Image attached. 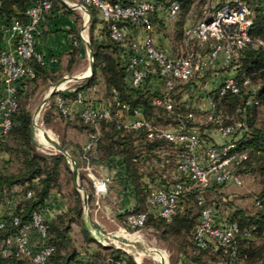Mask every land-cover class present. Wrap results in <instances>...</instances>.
<instances>
[{"label": "trees", "instance_id": "obj_1", "mask_svg": "<svg viewBox=\"0 0 264 264\" xmlns=\"http://www.w3.org/2000/svg\"><path fill=\"white\" fill-rule=\"evenodd\" d=\"M108 1L128 4L131 0ZM177 1L183 16L192 0ZM244 1L252 12L249 32L252 42L240 51L237 60L231 65H236L233 71L235 78L240 83L247 79L248 84L242 86L238 93L228 92L224 95H219L218 86L215 90L209 91L208 97L217 110L222 112L223 124L239 123L244 128L237 147L245 152L247 157L237 167V171L242 176L246 173L256 177L258 189L254 201L257 200L264 207V123L258 118V109L264 105V0ZM51 2L50 12L56 9H62L64 13L69 14L73 12L61 0H51ZM32 3L33 0H1L0 44L4 28L12 21L25 22L26 11ZM89 11L92 16L89 24L91 76L84 78L85 80L72 90H60L52 94L42 114V121L44 125L52 128L60 144L70 152L78 167L80 181L87 179L88 183L85 181L87 185L81 183L80 186L86 191L90 208H95L98 200L90 184V177L86 174V167L89 166L93 170L95 163L109 157H117L122 161L126 177L135 191L133 206L118 216L120 226L125 228V217L128 213L147 209L148 184L168 186L176 181L174 172L179 147L165 139L149 140L141 130L124 129L119 126L113 95L116 93L117 101L128 104L129 115H133L135 109H140L143 117L156 126L175 127L178 124V115L154 103V98L160 90L150 88L149 79L146 80L147 84L142 86H131L127 61L132 52L128 49V40L112 39L108 25L97 17V11L93 8H89ZM157 19L159 20L155 15L153 24L158 21ZM98 24H100L99 28H97ZM178 26L181 28L182 20ZM77 39L80 40L78 37ZM258 40L261 43H257ZM81 46H83L82 42L69 52L66 71H71L79 64L82 57ZM2 49L0 45V51ZM29 66L31 72L16 83L17 106L10 116V126L4 134H0V150L7 155V158L0 159V201L15 199L13 214L19 217L17 225L10 223V216L5 218L6 227L0 231V264H33L23 255L13 252L5 255L4 240L18 232L19 228L29 221L33 211H43L52 192L72 199L73 202H68L67 211L56 214L49 221L46 220V241L54 247V252L45 264H116L120 260H124L126 264H137L123 250L104 246L89 235L83 225L82 197L73 183L70 185L74 175L68 159L62 153H45L37 148V142L33 138V119L28 101L38 84L46 86L50 81L58 80L61 75H51L45 63L41 64L34 58L29 60ZM226 68L232 72L231 66ZM193 79L187 82L177 81L171 91V98L178 108L180 118L185 120L188 126L197 125L200 132H203L214 126L197 124L192 119H188L186 117L188 112L194 114L198 112L192 104L186 106V101L181 98L183 93H191ZM92 89H95L96 95H101L111 102L108 119L96 116L92 120L84 121L79 112H72L67 117L62 115L57 106V99L60 98L67 105L69 101H76L83 91ZM70 128L85 133L89 139L90 135H95L89 149H85L88 142L81 146L67 138L66 132ZM224 188L212 186L206 190L205 199L208 194L220 199L222 197L220 193ZM28 191L31 192V196L26 198ZM221 200L232 199L222 197ZM212 204L220 206L221 202L217 200ZM229 206L227 221L236 222L239 227L234 242L237 257L244 264H264V210L256 209L257 211L252 213L233 204ZM199 211L196 192L190 190L181 195L176 211L169 220L149 212L142 228L152 229L160 240L173 244L177 253L188 262L210 264L214 254L208 247L214 244L209 243L207 247L200 249L194 245L192 238ZM73 225L80 228L85 240L95 243L97 247L82 253L77 251L70 234ZM245 232H249V235L245 236ZM217 250L229 264L230 256L223 254L218 247Z\"/></svg>", "mask_w": 264, "mask_h": 264}, {"label": "built area", "instance_id": "obj_2", "mask_svg": "<svg viewBox=\"0 0 264 264\" xmlns=\"http://www.w3.org/2000/svg\"><path fill=\"white\" fill-rule=\"evenodd\" d=\"M213 1V6L204 12L201 19L183 28V37L188 47L179 54H172L158 43L152 21L155 15L159 19L175 18L180 10L177 0H167L165 8H160L154 0H131L128 4L112 3L108 0H71L65 1V4L87 14L89 8L95 9L101 21L108 25L112 39L128 40V49L132 52L127 61L131 86H142L147 84V79L149 82L154 80L156 87L153 89L160 90L154 98V103L178 115V124L175 127L156 126L143 117L140 109H135L133 115H129L128 104L117 101L116 93L113 95L119 126L141 130L149 140L165 139L179 147L174 172L176 181L168 186L148 184L147 209L128 213L125 217L126 229L123 227L122 231L126 234H129L127 228L138 231L143 227L149 212L169 220L176 211L181 195L195 190L200 211L193 230L194 245L201 249L213 243L215 248H220L223 254L230 256L229 264H244L237 257L234 247L235 238L239 233L238 225L227 220L221 222L215 204H208L205 199L206 190L214 185H244L243 176L237 171V167L247 157L246 153L237 147L244 128L239 123L223 124L222 112L217 110L208 98V109L204 114L203 124L214 126L213 129L224 138L222 143H216L206 132H200L197 125L188 126L186 121L180 118L178 108L171 98V91L177 81L187 82L203 74L219 57L222 58L223 66H231L232 70L222 79L218 87L219 95L238 93L242 86L248 84L247 79L240 83L235 78L233 71L236 65L231 64L237 60L240 51L252 42L249 33L252 25L251 9L244 0ZM51 8V0H33L26 11L27 20L12 21L3 30L8 35L10 44L0 51V134H4L10 126V116L17 106L16 83L31 72L29 60L34 58L39 63H44L43 56L36 50V39L41 33V23ZM257 43L261 41L258 40ZM91 91L95 93V89ZM76 101L84 103L81 94ZM189 104L191 103L186 102V106ZM57 106L64 117L72 113L70 107L60 98L57 99ZM110 106V101L98 95L94 101L84 103L79 114L84 121L92 120L96 116L108 119ZM186 117L195 120V114L191 111ZM93 139L95 135H90L86 150L91 146ZM91 170L89 166L86 167L94 193L96 196H102L107 191L108 180L94 175ZM30 196L31 192L28 191L25 197ZM11 200L14 204L10 211L6 215L0 214V231L6 227V216H10L11 224L19 223V217L13 214L15 199ZM254 205L256 209L264 210L257 200ZM244 234L248 236L249 232ZM46 240L47 226L43 212L33 211L29 221L19 228L18 232L4 240L3 253L7 255L13 252L26 256L33 264H45L54 252V247ZM128 252L126 253L129 255ZM116 264L126 263L120 260Z\"/></svg>", "mask_w": 264, "mask_h": 264}, {"label": "crops", "instance_id": "obj_3", "mask_svg": "<svg viewBox=\"0 0 264 264\" xmlns=\"http://www.w3.org/2000/svg\"><path fill=\"white\" fill-rule=\"evenodd\" d=\"M71 0H61V2L65 4ZM68 7V6H67ZM72 13H64L62 9H56L51 11L45 18V20L41 23L40 30L41 33L36 39V50L43 56L44 63L49 70V73L53 76L61 77L58 80H62L63 76H65L66 67L69 58V52L78 45V43L82 42L83 46H81V53L83 55L84 51L88 54L87 42L89 41V24L92 16H90V11L88 14L86 12H82L76 9H72ZM99 18V15L97 14ZM100 19V18H99ZM195 22V21H194ZM192 22V23H194ZM189 23V24H192ZM187 24V25H189ZM186 25V26H187ZM100 27V24L97 25V28ZM185 27V26H184ZM158 35L156 34V37ZM77 37L81 40H78ZM76 41V43H74ZM158 43L166 48V45L158 41ZM10 44L8 35L3 33V38L1 41V47L7 48ZM210 68V69H209ZM83 70V69H82ZM86 72H90V65L88 66ZM231 71H229L226 67L223 66L222 58L219 57L216 61L208 67L203 74L197 75L192 81L191 92H194L195 99H189L188 94H182V100L189 102L193 107L197 110V114H195V120L197 124H203V117L208 109V93L211 90H215L221 83L222 79L228 75ZM84 77L85 72H80ZM82 77V78H83ZM66 77H64L65 79ZM51 83V81L49 82ZM53 84V83H51ZM201 84L200 90H194L193 85ZM51 87V85H50ZM149 87H156V83L154 80L149 82ZM49 89V88H48ZM81 94V93H80ZM191 95V94H189ZM98 95L95 93H90L83 91L82 99L84 103H89L90 101H94ZM46 98L43 100V102ZM84 103H79L77 101H69L68 106L72 110V112H79ZM45 103H43L44 105ZM1 128V125H0ZM71 133L75 134L76 140L68 138L73 143L79 144L83 146L88 142L89 136L85 133L76 131L75 129H68ZM204 132L216 143H222L224 138L213 128L205 129ZM35 137L36 140L43 145H47V140L54 141V137L49 130L43 129L40 126H36L35 129ZM7 158V155L0 150V159ZM93 170L96 174H105L111 175V179L118 183L110 186V190L107 192L110 193L108 195L105 194L99 201L98 206L101 207L104 214H106V218L110 222L119 223L118 216L122 214L125 210L132 207L135 202V191L130 181L126 177L125 169L122 161L117 157H109L103 161L97 162L93 165ZM114 193V195H112ZM13 201L11 199L1 200L0 201V214L6 215L11 207L13 206ZM117 205V206H115ZM68 209V201L67 198L60 195L57 192H52L50 194L49 199L46 201V207L42 211L45 220L49 221L53 219V217L58 214L67 211ZM98 210V209H97ZM101 211V210H100ZM120 225V224H119ZM91 233V232H90ZM109 234H114L108 232ZM121 232H116L114 235L121 238L123 237L125 242H121L120 244H135L140 250H142L148 256H155V260L161 264H168L166 257L161 253V251L153 250L147 248L149 244L147 240L144 239L138 233L133 234H124ZM93 238V237H92ZM127 250L134 254L132 250L127 248ZM135 250V248H134ZM141 255V254H140ZM136 259H138V254H134ZM135 262L138 264L135 260ZM190 263V262H189ZM192 264V263H190Z\"/></svg>", "mask_w": 264, "mask_h": 264}, {"label": "rangeland", "instance_id": "obj_4", "mask_svg": "<svg viewBox=\"0 0 264 264\" xmlns=\"http://www.w3.org/2000/svg\"><path fill=\"white\" fill-rule=\"evenodd\" d=\"M155 2L157 3V5L160 8H162V7L165 8V6L167 4V0H155ZM213 2H214L213 0H192L190 3L189 9L185 13V15L181 16V11L179 10L178 14L173 19H169V20L164 19V18H161L159 20L157 19L158 21H155V23H154V29L156 31V34L158 35L157 36L158 41L165 44L166 48L172 54H179L181 52H184L188 47V43L185 41V39L182 35L184 26H186L189 23H192L194 21L196 22L197 20L201 19L204 16V12L213 6ZM90 16H91V14H90ZM180 20H182L181 28L179 27L180 25L178 26V24L180 23ZM89 65H90L89 56H88L87 52L84 51V53L80 59L79 64L74 66L71 71L65 72V76H63V78L66 77L64 79L66 81H64V83H62L60 85L61 87H63L64 84L66 85V88L63 90H66V89L72 90L78 83H80V82L70 81V79L73 75H75L76 73L81 72V71L85 72V75H88L90 72H86V70H87ZM59 81L60 80H55L51 83L56 84ZM51 83H47L46 86L45 85L41 86L40 84H38L36 90L33 91V94L31 95V97L28 101V107L31 111V114L32 113L34 114L36 126H40L43 129L49 130L51 132V134L53 135L54 139L59 142V140H58L59 138H58L57 134L52 130V128L44 125L43 121H42V114L45 111V108H46V106L48 104V100H49V99H47L45 101V104L43 105V100L45 99L44 92L48 91V88H50ZM201 87H202L201 84L193 85L192 89L200 90ZM86 92H89V91L86 90ZM91 92L92 91H90V93ZM194 92H191L190 93L191 95H189V94L187 95L189 99H195L194 98L195 95H193ZM81 95H82V93H81ZM258 110H259V113H258L259 121L264 123V105L260 106ZM36 126L33 124V138H34V130L36 129ZM66 135H67V138H71L73 140H76L75 134L71 133L68 130L66 132ZM202 137H205V136L202 135ZM36 145H37V148L39 150H41L42 152L54 153L52 151V148L49 145L44 146L43 144H40L38 141H37ZM91 172L98 177L107 178V180H108L106 183L107 191L110 190V186L115 185V183H118V182L113 181L111 179V175H105V174L99 175V174H96L94 172V170H91ZM86 174H87V171H86ZM243 179H244V185L242 187L225 186V188L221 191L220 195L222 197H227V198L232 199L231 201L221 200L222 197H220V199H216V196L214 197V195H212V194L207 195L206 199H207L208 203L210 202V204H212L213 201L217 202V200H219V202H221L220 206H218L217 204L215 205L216 208H218L217 216L219 217L221 222L228 220V218H226V216L229 213L228 208H230V206H229L230 204H233L235 207L241 208V209L248 211V212L253 213V212L257 211L254 204H253L254 199H255V195H256V192L258 189V183H257L256 177H254L252 174L250 175V174L244 173ZM90 180H91V178H90ZM85 181L88 183L86 178H85ZM85 181L81 182L79 176L77 177V182L80 185H81V183L84 185H87V183ZM72 183L76 188V184H75L74 179H73V182L70 183V185ZM90 184L93 187L92 181ZM82 189L85 191L84 188H82ZM107 191L103 195H105L109 192V191L108 192ZM109 194L110 193H108V195ZM80 195H81V192H80ZM94 195H95V193H94ZM103 195L102 196H96L95 195V197L98 200V204H99V201L101 200V198L103 197ZM112 195H114V193ZM67 201L73 202L72 199H67ZM98 204L96 205L95 208H90V206H88L86 213L84 211L83 204H82L83 225L86 228V230L88 231L89 235L91 237H93V239L96 242L99 241L100 243H103V241H105V239L100 234L101 232H111L114 234L116 232H121V233H124V232L122 231L123 227H121L119 225V223H116V222H110L109 223V220L106 218V214H104V212L102 211L101 207L98 206ZM115 206H117V205H115ZM126 231H128L129 234L138 233L139 235H141L144 239L147 240V243L149 244V246H147V248H149V249L151 248L153 250L155 249L157 251H161V253L166 257L168 264H190L188 262V260H186L185 258H183L181 255H179L177 253L173 244L160 240L157 237L156 233L152 229L140 228L138 231L132 232V230H128V229ZM70 234L72 236V239H73V242L75 244L77 251H79L81 253L85 252L87 249L92 250V249L97 247V245L95 243L85 240L83 234L81 233L80 228L77 225L72 226V230H71ZM258 244H260V242ZM118 245L123 246V247H127L130 250H132L134 252V254H138L139 256H142V257H139L138 259H136L134 254L130 252L129 256L131 257L132 260H134V261L136 260L137 262H139L138 264H161L155 260V256H148L142 250H140L135 244H128L127 243V244H118ZM134 248H135V250H134ZM208 249L210 251L212 250V254H214V258L211 260L210 264H227V259L220 254V252L217 250V248H215V246L210 245L208 247Z\"/></svg>", "mask_w": 264, "mask_h": 264}, {"label": "water", "instance_id": "obj_5", "mask_svg": "<svg viewBox=\"0 0 264 264\" xmlns=\"http://www.w3.org/2000/svg\"><path fill=\"white\" fill-rule=\"evenodd\" d=\"M87 47H88V56H89V62H90V75L88 76V78H89L91 76V73H92V55H91V49H90L89 41L87 42ZM81 75L82 74H80V72L76 73L75 75H73L71 77L70 81H75V82L84 81L85 79H82ZM64 81H66V80H64V78H63L58 83L51 84V87L48 89V91L44 92V97L46 98V100L49 99L52 94H54V93L66 88L65 84L63 85V87L60 86L62 83H64ZM32 119H33V124L35 125L34 114L33 113H32ZM47 142H48V145L52 148V151L54 153H56V152L62 153L68 159V162L70 163V168H71V170L73 172V175H74L76 188H77V190L79 192H81L82 204H83L84 211L86 213V210L88 208L87 195H86V192L80 186V184L77 182L78 167H77L75 161L73 160V158H72L70 152L68 151V149L65 146H62L57 140L52 141V140L48 139ZM101 244H103L104 246H107V247H114L116 249H121V250H123L125 252H128L127 247H123V246H120V245H114V244H106V243H101ZM128 253H130V252H128Z\"/></svg>", "mask_w": 264, "mask_h": 264}, {"label": "bare ground", "instance_id": "obj_6", "mask_svg": "<svg viewBox=\"0 0 264 264\" xmlns=\"http://www.w3.org/2000/svg\"><path fill=\"white\" fill-rule=\"evenodd\" d=\"M90 75V73L88 75H85L82 79L84 78H87L88 76ZM46 101V100H45ZM45 101L43 103H45ZM34 121H35V117H34ZM35 126H36V123H35ZM34 139L35 141L37 142L36 140V137H35V130H34ZM48 145V144H47ZM46 145V146H47ZM45 146V145H44ZM103 238L105 239V241H103V243H106V244H114V245H118L120 244L121 242H125L124 238L121 237H117L115 236L114 234H109L108 232H101L100 233Z\"/></svg>", "mask_w": 264, "mask_h": 264}]
</instances>
